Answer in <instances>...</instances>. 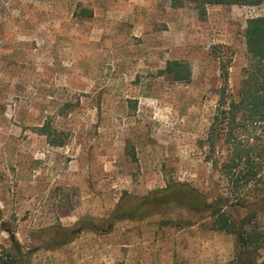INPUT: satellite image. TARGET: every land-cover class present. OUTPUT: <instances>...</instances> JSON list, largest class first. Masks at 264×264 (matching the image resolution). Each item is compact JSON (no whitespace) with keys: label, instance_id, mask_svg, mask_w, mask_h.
<instances>
[{"label":"rangeland","instance_id":"374dc122","mask_svg":"<svg viewBox=\"0 0 264 264\" xmlns=\"http://www.w3.org/2000/svg\"><path fill=\"white\" fill-rule=\"evenodd\" d=\"M262 14L215 5L201 17L170 0H0V253L5 227L30 264H229L235 238L179 208L105 234L78 228L83 217L108 220L125 193L172 182L228 195L206 140L222 66L237 93L247 22ZM171 60L189 63L190 82L162 74ZM47 120L64 146L38 133ZM70 231L72 242L55 244Z\"/></svg>","mask_w":264,"mask_h":264},{"label":"trees","instance_id":"16d2710c","mask_svg":"<svg viewBox=\"0 0 264 264\" xmlns=\"http://www.w3.org/2000/svg\"><path fill=\"white\" fill-rule=\"evenodd\" d=\"M170 4L174 8L193 4L201 17L206 16L209 6L215 5L263 8L262 15L247 22L244 36L249 65L237 93L231 92L229 70L222 66L223 85L206 140L207 161L225 183L228 195L216 189L208 196L172 182L141 197L125 193L108 220L83 217L78 230L91 228L98 234L110 233L120 222L143 221L174 207L209 218L214 231L235 238V253L229 264H262L264 229L259 226L258 217L264 208V0H170ZM82 13L86 17L93 15L88 8H83ZM161 72L175 82L188 83L192 78L189 63L179 60L168 61ZM37 131L50 145H65L64 131L58 130L52 120L45 121ZM217 148L223 150L219 157ZM3 230L9 236V246L2 248L0 264H30V252L23 250L15 232L5 227ZM74 238L75 231H70L57 238L55 244H67Z\"/></svg>","mask_w":264,"mask_h":264}]
</instances>
